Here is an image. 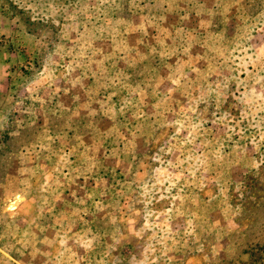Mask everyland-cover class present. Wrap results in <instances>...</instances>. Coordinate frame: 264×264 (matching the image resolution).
Returning a JSON list of instances; mask_svg holds the SVG:
<instances>
[{"label": "rangeland", "instance_id": "374dc122", "mask_svg": "<svg viewBox=\"0 0 264 264\" xmlns=\"http://www.w3.org/2000/svg\"><path fill=\"white\" fill-rule=\"evenodd\" d=\"M36 261L264 264V0H0V264Z\"/></svg>", "mask_w": 264, "mask_h": 264}, {"label": "crops", "instance_id": "0c3cea01", "mask_svg": "<svg viewBox=\"0 0 264 264\" xmlns=\"http://www.w3.org/2000/svg\"><path fill=\"white\" fill-rule=\"evenodd\" d=\"M30 232V231H29ZM34 234H35V236L34 237H31V238H35V237H37L38 236V239L37 240H35V245H37L38 247H40L41 246V242H43L42 244L44 245V246H42L41 247V249H40V251H39V253H44V256H47V254H48V251H42V249L44 248V249H46V247L45 246H47L48 244L49 245H51L52 243H50V241L52 242V239L50 238L51 236H48V232H47V230L45 231V229H40V230H35L34 232H33ZM40 235H44V240H42L41 242H39L40 241ZM72 241V237H67V240H66V243H67V245H69L70 244V242ZM39 244V245H38ZM64 250H63V253L65 252V254L66 253H69V248L66 246V247H64L63 248ZM48 257V256H47ZM41 259V257L39 256V259L38 260H40ZM44 260V259H43ZM45 261V260H44ZM34 264H41L40 262H38V261H36V262H34Z\"/></svg>", "mask_w": 264, "mask_h": 264}, {"label": "water", "instance_id": "95a60500", "mask_svg": "<svg viewBox=\"0 0 264 264\" xmlns=\"http://www.w3.org/2000/svg\"><path fill=\"white\" fill-rule=\"evenodd\" d=\"M20 197V195H17L15 198H14V200L12 201V202H9V204H8V206H7V208H6V211H10L11 210V205L14 203L15 205H14V207L16 208L17 206H18V203L16 204V200H17V198H19ZM21 202L24 200V198L22 197L21 199ZM12 210H14V209H12Z\"/></svg>", "mask_w": 264, "mask_h": 264}, {"label": "bare ground", "instance_id": "6f19581e", "mask_svg": "<svg viewBox=\"0 0 264 264\" xmlns=\"http://www.w3.org/2000/svg\"><path fill=\"white\" fill-rule=\"evenodd\" d=\"M21 198H22V197H21V195H20V197L17 198V200H16V204H17V203H18V204L21 203V200H20ZM13 200H14V199H13ZM13 200H12V201H13ZM12 201H11V202H12ZM14 205H15L14 203L11 205V207H10L11 210H12V209H15ZM17 207H18V206H17Z\"/></svg>", "mask_w": 264, "mask_h": 264}]
</instances>
